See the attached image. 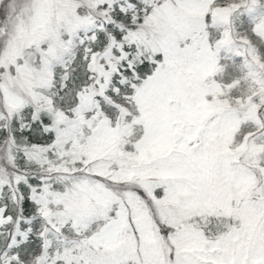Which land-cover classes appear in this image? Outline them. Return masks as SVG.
Instances as JSON below:
<instances>
[{
    "label": "snow or ice",
    "instance_id": "snow-or-ice-1",
    "mask_svg": "<svg viewBox=\"0 0 264 264\" xmlns=\"http://www.w3.org/2000/svg\"><path fill=\"white\" fill-rule=\"evenodd\" d=\"M0 264H264V0H0Z\"/></svg>",
    "mask_w": 264,
    "mask_h": 264
}]
</instances>
